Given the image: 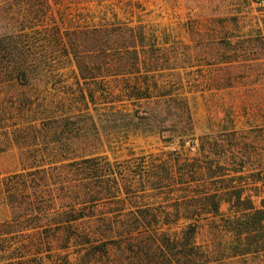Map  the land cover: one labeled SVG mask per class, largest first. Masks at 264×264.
I'll use <instances>...</instances> for the list:
<instances>
[{
  "label": "trees",
  "instance_id": "obj_1",
  "mask_svg": "<svg viewBox=\"0 0 264 264\" xmlns=\"http://www.w3.org/2000/svg\"><path fill=\"white\" fill-rule=\"evenodd\" d=\"M38 1L17 0L10 4L18 7L11 13L0 1V61L11 64L6 70L25 77L33 64L50 63L48 67L58 71L63 67L54 61L67 60L74 74L70 87L77 88L83 103L121 106L132 119L145 120L128 132L154 135L168 150L124 160L119 172L113 163L86 160L83 164L89 170L110 175L93 183V178L69 179L67 168L72 163L60 167L58 173L64 178L59 186L48 177L43 190L35 177L5 178L10 203L24 193L32 200L42 195L47 203L44 232L34 247L45 246L49 252L74 248L83 252L80 264L100 263L111 250L128 254L122 264H202L210 251L197 245L196 239L204 230L220 238L207 245L215 254L214 259L209 255L208 264H264V154L255 143L243 144L244 149L226 148L223 140L211 141L207 135L200 144L195 142L192 96L183 86L173 85L171 77L170 83L163 82L156 73L160 53L153 47L160 37L150 29L155 25L141 20L148 0ZM243 1L264 12V0ZM61 3L78 14L52 9ZM117 8L138 19L120 14ZM251 20L241 30L257 37L264 47V16ZM247 61L237 57L224 63L228 69L241 63L243 73L249 75L253 68ZM129 105L139 108L131 113ZM230 122L236 134L234 120ZM128 150L129 156L135 155ZM121 189L122 202L134 203V209L124 215L95 217L94 198L102 191L116 196ZM143 200L149 201L147 205H136ZM222 204L227 205L225 212ZM62 262L73 264L66 256Z\"/></svg>",
  "mask_w": 264,
  "mask_h": 264
},
{
  "label": "rangeland",
  "instance_id": "obj_2",
  "mask_svg": "<svg viewBox=\"0 0 264 264\" xmlns=\"http://www.w3.org/2000/svg\"><path fill=\"white\" fill-rule=\"evenodd\" d=\"M15 1L2 0L6 12L18 8L10 6ZM45 1L58 2H38ZM243 2L148 0L144 2L141 20L155 25L150 29L160 37L153 47L160 53L156 64L159 79L170 83L171 77L173 85L183 86L192 96L195 142L200 144L207 135L211 141L223 140L226 148L255 143L264 154V47L257 37H249L241 30L252 22V16H264V12H257ZM52 9L59 14H78L75 8L62 3ZM116 10L135 21L138 19L124 8ZM237 57L248 60L246 64L253 68L251 74H244L238 62L228 69L224 62ZM54 62L63 68L56 71L48 67L50 63L33 64L24 77L6 70L11 64L0 61V264H63V256L73 264H80L78 258L83 254L74 248L49 252L45 246L34 247L33 242L44 232L47 203L42 195L32 200L26 193L10 203L6 192L9 182L5 178L14 174H21L24 179L35 177L39 190H43L48 177L49 182L59 186L64 178L58 173L60 167L72 163L67 168L69 179L93 178V183L110 175L89 170L83 164L86 160L113 163L119 172V164L124 160L168 150V145L154 135L128 132L136 125L143 126L145 120L132 119L121 106L112 107L101 101L83 103L77 88L70 87L74 81L72 65L62 59ZM103 98L107 101L109 97ZM127 108L134 113L139 107ZM142 115L139 111V116ZM231 119L236 134L232 133ZM128 148L135 152L134 156H129ZM256 165L254 162L253 166ZM115 176L120 177L118 173ZM115 195L102 191L94 198L95 217L124 215L134 209V203L122 202V189ZM148 202L143 200L136 205ZM221 210L225 212L227 205L222 204ZM219 239L204 230L199 232L197 245L210 251L202 264H208L209 255L215 258L207 245ZM124 256L128 254L111 250L109 258L97 264H122Z\"/></svg>",
  "mask_w": 264,
  "mask_h": 264
}]
</instances>
